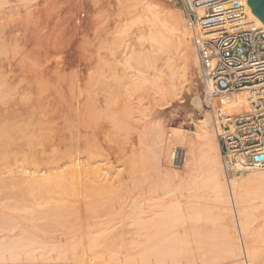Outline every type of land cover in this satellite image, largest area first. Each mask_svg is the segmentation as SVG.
<instances>
[{
	"label": "bare ground",
	"instance_id": "6f19581e",
	"mask_svg": "<svg viewBox=\"0 0 264 264\" xmlns=\"http://www.w3.org/2000/svg\"><path fill=\"white\" fill-rule=\"evenodd\" d=\"M21 1H23L25 5L27 3L29 6H39V0ZM80 1L92 3V5H96V3H99L100 5V3L104 2H114L113 5H117L114 9L118 8V13L115 16L116 25L114 28H112V26V30H107V28L105 29L102 27L103 23L100 26L99 21H102L103 19L98 21L97 18H95L96 15L94 14L96 13L93 12L94 9L87 11L86 19L77 20L75 17L74 7L71 8L66 13V22H64L65 24L62 28L61 37L59 36L60 39L58 38V41L52 42L50 40V43H48L47 46L45 45L46 48H44L45 46H41L43 47V49H41L42 51H38L40 49L37 47L41 44H37L36 46L35 43V46L38 48L36 52L38 51L39 53L37 52V54L34 52V54L36 53L37 55H31L35 56L34 59L37 60L33 63V65H31L30 62L28 63L30 65L27 64V66H25L24 72L26 74L25 76L22 75V80L17 79L19 76L18 71L23 69L24 66L22 65L24 64L21 65V63H23L19 61L22 60L19 59L21 57L18 58L16 56L17 53H20L17 52L19 50L14 49L15 52H17L15 54L12 49L16 46L14 37L17 36V34L13 32L11 22H9L10 26H8V23L4 21L6 20L5 16H7L8 11L12 10L15 6L12 7L8 5V7L4 9L9 10L5 12L3 7H1V5L4 6L3 2L0 1V8L4 11L0 10V190L2 189L4 191H8V193L3 192L4 195H6L5 202L8 201V198L13 201L12 203H4L5 205L0 204V219L7 214L8 216L11 215L12 218H9L18 221V224L23 227L24 225L21 224L24 221L23 217L26 212L24 209L35 204L36 202L33 203L35 196L41 194L36 193L37 195H33V193L40 189L45 194V190L49 189V191L47 190L49 193L51 190L55 191V194L53 193L54 196L56 195V192L59 194L58 196L60 197H58V200L57 197L55 198L57 202L59 201V198L64 201V204H59L60 211L58 214L55 213L54 215H51L54 224L50 223L52 222L51 220H46L47 216L44 219L49 222L48 224L43 222L38 225H34L35 222H32V224L27 225L28 223H26L24 226V228H26H23V230L26 231L20 232L21 235L20 233L17 234L20 236L19 238L23 236V239H32L36 236L39 237V240L40 237L45 239L48 235L50 236L51 230L56 232L57 230L55 231L53 229L60 225L61 227L58 231L59 234L55 233L54 235L53 232L54 237L58 235L55 239H68L70 236H76L79 237V239L82 238L88 240H143L162 239L167 237L169 239L180 234H178L175 230L177 226H180L179 224H182L184 227V224L186 225L189 222V225L191 221L193 224H198L201 220L208 221L213 214V212L210 213V210L215 207L211 205L213 207L206 210L203 208L204 205L202 203H206L211 200L212 203H215L217 208L214 209L215 211L217 210V219L223 223V228H220L222 233L219 234L217 232L219 235H217V233H215V235L218 236H216L217 238H220L221 251H223L225 257L220 259H218L219 257H216L217 259L215 258L213 261H210V259V262L208 263L243 264L245 259L246 264H264V239L255 240L256 242L255 244L253 243L254 245L247 243L248 238L245 239L248 230L246 225L248 222H246V220L250 221L251 216L248 214L252 215V212L247 213L249 208H264V171L254 170L250 171L249 174L240 176L239 178L231 177L230 180L225 179L226 182L223 181V172L219 162V146L217 145L216 134L211 128L213 125L212 116L203 107L201 99L198 98L199 96H195L194 103H192L194 104V107H192L193 110L203 112V116L195 121H191L190 119V125L193 126L192 130H185L184 128H181V124V127L175 126L176 124L162 125V109L165 106L170 104L172 105L176 96L184 94L186 89L193 86V84L191 85L193 81L192 77L195 75L194 73L196 68V72H198L199 69L196 51L193 48L194 46H192L193 44L191 45L190 43V39L192 37V27H190L191 24L189 20L183 16L184 12L182 10L181 1L157 0L162 1L167 6H164L166 8L162 6L164 9L161 8L162 10H160V12L152 11L154 9H152L150 5H142V0ZM155 1L153 4L158 6V2ZM90 7L96 8V6ZM248 8V12L253 21L258 26L264 27V25L251 13L249 6ZM124 10L127 11L124 12ZM114 11L112 12L114 13ZM126 12L129 16L126 15ZM123 13L126 15L124 16L125 18H122ZM100 17L103 18L104 15L103 17ZM100 17H98V19ZM112 24L114 25V23ZM128 27L133 28L131 31L132 35H135H133L134 38H132V35L128 33L130 31V28L128 29ZM35 34L39 35L38 32H35ZM22 37L24 38V36H19V38L23 39ZM135 37L136 41H133L132 39H135ZM55 39L57 40V38ZM17 40L18 38L16 41ZM28 40L30 39H27V41ZM5 42L9 43V45ZM4 43L10 47L5 46ZM3 45L4 47H7V49H4ZM178 51L182 53L181 61L184 63L182 68H180V65L175 62L177 61V59H175V55ZM27 52L28 50L26 51V54H28ZM40 53L41 55L39 57ZM31 70L34 71L35 75ZM24 72L21 70L19 74ZM29 72H32L34 77L29 75V78ZM187 94L185 95V98ZM187 97L189 98V102L187 101V103L192 102L191 98L189 96ZM179 103L177 102V105ZM209 105V108L211 109L212 103ZM214 105H218L226 114L231 115L245 113L250 110L249 97L247 93L221 97L215 101ZM167 129L170 134L169 132H166ZM149 140H151L150 145L148 144ZM169 150L170 153L167 155ZM174 151L177 152V162L175 159L172 161L171 158ZM170 161L173 164L174 161L177 164L180 163L182 165L181 167L184 166V172L188 174L185 176L182 184L177 186L176 189L179 197H185L186 200L179 199L178 201V197L177 199L175 198L177 196L175 193L176 190L173 188L175 190V194H172L174 196L176 195L174 198L177 202L174 204V198L173 203L169 202L172 194L170 195L171 197L169 196L170 200L166 196L170 194L169 192L171 190L169 186L171 184L168 186V181L165 183L166 179L165 181L162 179V181L160 177L154 178L155 175L153 177L150 176L153 178V182L154 179L156 180L158 178L161 182H163L162 184L165 189L163 188L164 190L161 194L159 190L161 189L160 191H162V187L159 184L158 186H160V189L158 188V193H160V196L162 195V197L165 196L168 199L166 200L170 203L169 206H164V198H161V201L158 199L160 201H157L158 203L153 200L155 199L153 197H155L154 195L157 193H155V191L157 190L149 184L151 182V178H147V171L160 170L163 171V173L172 172L173 168L169 166L170 164L172 165ZM177 172H175V174H177ZM163 173L160 174L167 178V175ZM170 176L173 175L171 174ZM180 176H182L181 173ZM144 180L150 181L148 185L149 187L151 185V188L148 189L150 190L153 188L150 192L153 191L154 195L152 194L153 192L150 193L148 191L146 187L148 185L143 183L145 182ZM155 183L153 184L154 186ZM144 185H146V191L153 195L152 200L160 206H155L154 208L153 206L156 203L153 202L152 203L154 205L149 203V206L153 205V208H151V206L150 208H146L144 206L142 195L137 193V190L141 191L139 189L141 186L144 187ZM41 188H45V190H42ZM168 188L170 191L166 190ZM34 189H36L35 192H33ZM30 190H32L31 192L34 196L33 199L29 197ZM165 190L169 192L166 193ZM141 192L144 194L143 190ZM164 192L169 194L165 195ZM48 195L49 194H47V196ZM148 195L149 194L146 195L147 199L151 196L149 195L148 197ZM48 197L51 198V196ZM2 198L3 201L4 197ZM157 198L158 196H156L155 200H157ZM147 199L144 198L146 202ZM46 200L49 199L46 198ZM162 201L164 202L163 205L160 204ZM40 202L41 201L38 203ZM168 202H166V204H168ZM51 204L53 205L54 203ZM206 204H208V202ZM206 204L205 206H207ZM39 205L41 206V204ZM11 206H15L16 209L20 208V210L22 208L24 211L23 216L21 217L16 213H14V215L10 213L9 215V212L7 211L9 207L12 208ZM48 208L50 207H47L46 209L48 210ZM53 208L56 209V207ZM57 210L58 209H56V211ZM29 214L28 216H30ZM51 216H48V218ZM213 216L215 215L213 214ZM233 217L237 220L238 224H236L238 225V231H236L235 228L231 229L232 227L230 228V226H228L231 222L233 224ZM5 218L7 217H4V219ZM27 221L29 222V220ZM194 221H198V223H194ZM3 222H5V220ZM217 222L218 221L216 220V223ZM192 223L190 226L193 227L194 225ZM221 223H219V227H221ZM8 224L9 223L4 225L2 223V229L5 228L6 230L8 228ZM18 224L16 226H18ZM9 226H11V224ZM49 226L54 228L50 229ZM13 230L14 229H12V231ZM47 231L50 232V234H47ZM194 231H196V228ZM198 231H200V229ZM5 232L7 233L8 231ZM184 233L187 237L188 234L186 235V230ZM193 234H195L193 236L197 237L195 232H193ZM53 235L51 234V236ZM220 235L222 236V239ZM185 236H181L183 237V239L181 238L182 241L185 240ZM5 237L9 238L8 233L5 234L4 238ZM198 237L200 236L198 235ZM201 238L202 237H200V239ZM51 239H53V237ZM109 241L110 240H108V242ZM152 241L154 242V240H151V243H153ZM189 241L187 239L186 242L188 243ZM197 241L199 242L198 238ZM15 242L17 243L18 241ZM32 242H30V244ZM75 242L71 244L75 245ZM186 242L184 245H186ZM214 242L217 243V241ZM12 243V249L10 248V250L7 248L9 247L8 245L5 249H3L2 255L5 251H7L6 253L11 251L14 256L18 249L20 253L23 252L20 251L22 249L18 247V244H13L16 245L15 248H17L15 251ZM48 243L50 244V242ZM192 243H195L197 246V242L192 241ZM30 244L29 247H27L28 250L25 252L26 255L28 251L34 252L38 249L36 246V249L33 250L30 248ZM34 244L35 243H33V245ZM94 244H92V246H95ZM176 244L177 246L179 245L178 243ZM212 244H209V246ZM25 245L27 244L25 243ZM36 245H38L37 242ZM45 245L42 246V248L44 247L43 250L46 248ZM89 245L91 244L89 243ZM129 245L131 247V244ZM50 246L51 245H49V247ZM53 246L55 247V245ZM33 247H35V245ZM49 247H47L44 251L45 253L42 252L43 255H45L46 252L49 254L51 252L54 253L57 249L59 251L61 250L60 248H57L54 249V252L53 250H50L51 252H49ZM52 247H50V249ZM111 247H113V245ZM166 247L169 246L167 245ZM166 247H164V249ZM171 247H173V244L172 246L170 245V248ZM213 247H216V251L218 250L217 247L220 248L218 244ZM29 248L32 250H29ZM117 248H113L115 252ZM181 248L186 249V246H182ZM40 249L38 254H41ZM81 249H83V247ZM208 249L209 248H207V250ZM107 250H111V248L109 249L108 247ZM167 250H169V248ZM167 250H165V252H167ZM187 250L191 251L190 247L189 249L187 248ZM59 251L58 253L65 252L63 249L60 252ZM72 251H74V247ZM96 251H94L95 254L92 253L95 256L98 254V252L96 254ZM11 252H9V256L11 255ZM32 252H30V254ZM107 252L109 253V251ZM117 252L119 254V251ZM186 252L183 251V253ZM75 253L77 252L75 251ZM127 253L128 251L126 254ZM219 253L217 254L215 252L214 254L210 251V254H208L219 256ZM38 254L36 256L40 257V254ZM152 254L154 253L152 252ZM28 255L27 257L30 259L31 263L37 258L33 257V254H31V259ZM49 255L43 256L41 260H45V257L49 260ZM53 255H56V253ZM59 255L60 254H58V260L54 263L50 262V264L135 263V261H129L124 257L120 259L114 258V260L109 258L110 261L109 259L103 261L102 258V262H100L101 260L98 262L88 260L87 262L86 256V260H78V258L75 259L77 256H74V253L73 256L70 254L72 256L71 258L70 255L69 258H67V256H64L63 258L62 255L61 260L64 261L60 262ZM177 255L179 256L181 254ZM98 256L99 255L96 257ZM109 256L112 258L111 255ZM125 256L127 257V255ZM56 257L53 258L55 259ZM73 257L75 258L73 259ZM20 258L21 256L18 259L21 260L22 258ZM241 258L242 260H240ZM14 259L15 258H13V260ZM29 259L26 261H29ZM153 259H155L153 260L154 262H151L152 260L145 261L144 263H142V261L139 262L142 264H160L156 261V258ZM2 260L4 259L2 258ZM238 260L241 262L237 263L239 262ZM8 261L6 259V262ZM176 261L177 264L179 261ZM38 262L32 264H42V262ZM193 262L194 261H191L189 263L188 261L187 263L191 264ZM22 264H24V262H22ZM45 264H48V262ZM169 264H171L170 261Z\"/></svg>",
	"mask_w": 264,
	"mask_h": 264
},
{
	"label": "rangeland",
	"instance_id": "374dc122",
	"mask_svg": "<svg viewBox=\"0 0 264 264\" xmlns=\"http://www.w3.org/2000/svg\"><path fill=\"white\" fill-rule=\"evenodd\" d=\"M1 2H3V5L4 6H2L1 5V7H3V9L5 8H7L8 7V5H10V6H15V7H13L12 8V10H9V9H7V10H5L4 9V11L6 12V11H8V13H7V16H5L6 17V20H4V21H6L7 23H8V26H10L9 24V22H11V25H12V28H13V32L15 33V34H17V36H15L14 37V39H15V45L16 46H14L12 49L14 50H19V51H17V52H20V53H17V52H15V50H14V52H15V54L17 53V57L19 58V57H21V58H19V59H22V60H19L20 62H23V63H21V65L22 64H24V65H22V66H24L23 67V69H21L22 70V72H24V68H25V66H27V64L28 63H30L31 62V65H33V63L37 60H35L34 58H35V56H33V55H37L39 52L38 51H42L41 49H43V47L46 45L47 46V44L48 43H50V40L52 41V42H54V41H58L59 39H60V35H61V32H62V28L64 27V22H66V19H65V16H66V13L71 9V8H73L74 7V9H75V17L77 18V20L79 19H86L87 18V11H89V10H93V12L94 13H96V14H94V15H96V16H98V17H100V16H102L103 17V15H104V17L103 18H99L98 19V17H96L95 16V18H97V20L99 21V20H102V21H99L100 22V26L102 25V23H103V25H102V27L103 28H107V30H110L111 29V27L112 28H114V26L116 25V15H117V13H118V8L117 9H114L115 7H117V5L115 6V4L113 5V3L114 2H104V3H100V5H99V3H96V5L95 4H93L92 5V3H87V2H83V1H80V0H39V6H33V5H31V6H29V5H27V3H26V5H25V3L23 2V1H21V0H18V2H17V0H6V2H5V0L3 1V0H0ZM8 1V2H7ZM139 1H141V0H139ZM155 1V0H154ZM153 0H142L141 1V3H142V5H150L151 6V8L152 9H154V10H152V11H156V12H160V10H162L161 8H163L164 6H166L162 1H157L158 2V6H156L155 4H153V2H154ZM155 1V2H156ZM181 1V0H180ZM12 2V3H11ZM162 2V3H161ZM10 3V4H9ZM153 5H152V4ZM15 4V5H14ZM106 4V5H105ZM112 4V5H111ZM164 4V5H163ZM128 5V4H127ZM90 6H96V8L95 7H93V8H91ZM101 6H103V7H101ZM163 6V7H162ZM100 7V8H99ZM106 7H108V8H106ZM167 7V6H166ZM166 7H164V8H166ZM163 8V9H164ZM2 8H0V10H1ZM96 9V10H95ZM115 11H114V10ZM182 10H183V12H184V14H183V16L188 20V18H187V14H186V11H185V9H184V7H183V5H182ZM1 11H3V10H1ZM3 11V12H4ZM110 11V12H109ZM112 11H114V13L112 12ZM125 11H127V10H124V12ZM99 12V13H98ZM104 13V14H103ZM107 13H108V15H107ZM112 13V14H111ZM110 15V16H109ZM123 16H122V18L124 17V16H129V14L126 12V15H125V13H123L122 14ZM106 16H107V18H106ZM109 18H111V19H109ZM113 18V19H112ZM125 18V17H124ZM127 18V17H126ZM111 20V21H110ZM115 20V21H114ZM114 21V22H113ZM5 22V23H6ZM111 22V23H110ZM105 23V24H104ZM109 23V24H108ZM112 23H114V25L112 24ZM107 24V25H106ZM109 25V26H108ZM106 26H108V27H106ZM190 27H191V25H190ZM16 28V29H15ZM130 27H128V29H129ZM17 30V31H16ZM112 30V29H111ZM131 30H133V28H130V31L128 32L129 34H131L132 35V31ZM35 32L37 33H39V35L38 34H35ZM131 32V33H130ZM32 33H33V35L34 36H37V37H34L33 35H32ZM44 34V37H46V38H48L49 36V38L48 39H46V38H44L43 37V34ZM134 33V32H133ZM19 34V35H18ZM27 36H25V35ZM28 34H30L31 35V37H30V35H28ZM41 34V35H40ZM24 36V40L23 39H21V38H19V36ZM49 35V36H48ZM134 35V34H133ZM133 35L131 36L132 38H134L133 37ZM13 36H14V34H13ZM29 36V37H28ZM34 37V39H33V37ZM60 36V37H59ZM135 36V35H134ZM26 37V38H25ZM40 37V38H39ZM42 37V38H41ZM18 38V40L16 41V39ZM55 38H57V40L55 39ZM59 38V39H58ZM27 39H30V40H28V41H30V42H28L27 41ZM42 39H44V40H42ZM46 39V40H45ZM38 40V41H37ZM133 41H136V37H135V39H132ZM191 40V39H190ZM20 42V44H19V42ZM34 41V42H33ZM41 41H43V42H41ZM47 43H46V42ZM18 42V43H17ZM23 42H24V44H23ZM27 42V43H26ZM33 42V43H32ZM39 42H41V43H39ZM6 43V42H5ZM4 43V45L5 46H7V45H9V43H6L5 44ZM22 43V44H21ZM35 43H36V46H37V44L38 45H40V46H37L40 50H38L37 52H36V50L38 49L36 46H35ZM137 43V42H136ZM191 45H192V40H191ZM26 44V45H25ZM34 44V45H33ZM44 44V45H43ZM4 45H3V48L4 49H7V47H10V46H7V47H4ZM12 45V44H11ZM19 45V46H18ZM25 46H26V48H25ZM35 46V47H34ZM41 46H43V47H41ZM46 46L44 47V48H46ZM193 46V45H192ZM20 47V48H19ZM23 48V50H22V48ZM25 48V49H24ZM194 48V47H193ZM28 50V54H26V51ZM34 50V51H33ZM24 53H23V52ZM34 52H36L35 54H34ZM22 53V54H21ZM177 54L175 55L176 57H178V58H176L175 57V59H177V61H175L176 62V64H179L180 65V68H182L183 66H184V63L181 61L182 59V57H181V55H182V53H180L179 51L178 52H176ZM26 54V55H25ZM30 54V55H29ZM31 54H33V55H31ZM40 55H41V53L39 54V57H40ZM26 56V57H25ZM29 58H28V57ZM42 57V56H41ZM180 57V58H179ZM26 58V59H25ZM30 60V61H29ZM32 60V61H31ZM39 60H43V59H39ZM26 61V62H25ZM26 63V64H25ZM28 65H30V64H28ZM178 66V65H177ZM19 70V69H18ZM21 70H19L18 71V79L17 80H22L23 79V76H25V72L24 73H20L19 74V72H21ZM30 71V70H29ZM32 71V70H31ZM196 71H197V68H196ZM195 71V75H194V77H192L193 79V81H192V83H191V85L193 84V86H190V88L189 89H186L187 90V92H188V94H187V92H186V90H185V92H184V94H182V95H178V96H176L175 97V101L172 103V105L170 104V105H168V106H165L163 109H162V125L164 124V125H175V126H177V127H181V125H182V127L181 128H184L185 130H192L193 129V126H191L190 125V122L191 121H195V120H197L198 118H200V117H202L203 116V112H199V111H197V110H193V105L194 104H192V103H194V99H195V96H199L198 98L199 99H201V102L203 103V107L205 108V110H207L210 114H211V112H210V109H209V102L205 99V91H204V86H203V83H202V81H201V78H200V73H199V69H198V72H196ZM33 73H34V71H32ZM32 72L30 73V74H28V77L30 78V76L29 75H32L33 76V74H32ZM21 75V76H20ZM23 75V76H22ZM34 75H35V73H34ZM20 77V78H19ZM34 77V76H33ZM33 77H31V78H33ZM22 78V79H21ZM195 78H196V80H195ZM197 86H195V85ZM193 87V88H192ZM196 87V88H195ZM195 88V89H194ZM190 91V92H189ZM187 94V96H189L190 98H191V101L192 102H190V103H187V101L189 102V98L186 96V98H187V100H186V98H185V95ZM196 94V95H195ZM198 94V95H197ZM193 95H194V97H193ZM180 96V97H179ZM183 96V97H182ZM180 99H179V98ZM177 98V99H176ZM178 99H179V101H178ZM184 99H185V101H184ZM181 101V102H180ZM183 101H184V103H183ZM177 102L179 103L178 105H177ZM182 103V104H181ZM184 104V105H183ZM188 105V106H187ZM170 106V107H169ZM173 106V107H172ZM193 106V107H192ZM182 107V108H181ZM188 108V109H187ZM188 110V111H187ZM186 112V113H185ZM212 116V115H211ZM188 117V118H187ZM190 119H191V121H190ZM181 124V125H180ZM213 124V123H212ZM179 125V126H178ZM211 128H212V130H213V132L215 133V130H214V127H213V125L211 126ZM168 130V129H167ZM166 130V132H169V130L167 131ZM169 134H170V132H169ZM216 134V133H215ZM151 140H149L148 141V144L150 145L151 143ZM217 145H218V143H217ZM177 146V145H176ZM172 149V148H171ZM169 153H170V150L167 152V155H169ZM176 160V162H177V158L175 159ZM173 161V160H172ZM219 162H220V166H221V160H220V156H219ZM170 163H172L171 161H170ZM170 167H172L173 169V171L172 172H165V173H163V171H156V170H148L147 172H148V174H149V176H148V174H147V178L148 177H153L154 175V178H156V177H160L161 178V180L162 179H164V181H165V179H166V181H165V183L168 181V183H167V185L169 186V184H171L169 187H170V190H169V188L168 189H166V190H169V191H166L165 190V192L167 193V192H169L168 194H166L165 192H164V194L165 195H168V196H166L169 200H170V198H169V196L173 193V194H175L176 193V197L172 194L170 197H171V200L169 201V202H171V203H173V198L175 197L176 199H177V197H178V201H179V199L180 200H186V198L184 197H179V195L177 194L178 192H177V186H179L180 184H182V182H183V180H184V178H185V176H187L188 174H186L185 172H184V166L183 167H181L182 165L180 164V163H175V161H174V164L172 163V165L170 164L169 165ZM156 167H157V165H156ZM155 167V168H156ZM157 169V168H156ZM176 169V170H175ZM221 169H222V167H221ZM175 170V171H174ZM181 170H182V172H181ZM178 171V172H177ZM180 171V172H179ZM155 172H156V174H157V176H156V174H155ZM175 172H177V174H175ZM222 172H223V170H222ZM160 173H163V174H165V175H167V178H165V176H163L162 174H160ZM173 175V176H170L171 174ZM180 173H181V175L182 176H180ZM250 172H247V173H243V174H241V175H234V176H232V177H234V178H239L240 176H242V175H246V174H249ZM145 174V173H144ZM153 174V175H152ZM159 174H160V176H159ZM169 174V175H168ZM186 174V175H185ZM179 175V176H178ZM184 175V176H183ZM162 176V177H161ZM169 176V177H168ZM223 181L224 182H226L225 181V177H224V173H223ZM150 177V178H151ZM172 177H174V178H172ZM175 177H176V179H175ZM178 177H179V179H178ZM150 178H149V180H150ZM222 178V177H221ZM174 179V180H173ZM149 180H144L145 182H143V183H145L146 185H148V183L149 184H151L153 187H155V189L157 190V191H155V193H156V195H154V192L153 191H151V192H153L152 194L155 196V197H153V195L152 194H150L151 192H150V190H152V189H148V188H151V185H150V187H149V185L148 186H146V185H144V187L143 186H141V188L139 189V190H143L144 191V194H142V192L141 191H138L137 190V193L139 194L140 193V195H142V197H143V204H144V206L146 207V208H150V206H151V208H155V206H160L159 204L157 205V201H161L162 199L161 198H164L163 199V201L165 202V205L164 206H169V202L167 201L168 199L165 197V196H163L162 197V195L160 196V193H158V190L160 189L159 187L160 186H158L159 184L161 185V187H162V191H160L159 190V192H161V194L163 193V190L165 189L164 187H163V182H161V180L158 178V179H154V182H153V178H151V180L149 181ZM177 180V181H176ZM155 181H156V183H155ZM163 181V180H162ZM174 181V182H173ZM160 182V183H159ZM173 182V183H172ZM179 183V184H177V183ZM155 183V186L153 185ZM164 183V184H165ZM156 184H157V188H156ZM172 185H173V187H172ZM147 187V189H148V191L150 192V193H148L146 190V187ZM166 186V185H165ZM174 186H176V187H174ZM143 188V189H142ZM159 188V189H158ZM164 188V189H163ZM176 190H174V189ZM42 190H45V188H41ZM35 190L36 189H34V191L33 192H35ZM47 190L49 191V189H46L45 190V194H46V196H45V194L43 193V191H41L40 189H38L35 193H33V195L35 194V195H37V194H39V193H41L40 195H37V196H35V198H34V196L32 195V190H30V198L31 199H33L34 198V202L33 203H35V204H33L32 206H33V209H32V206H30L29 208H26V209H24V211L26 210V212H25V214L23 213L24 211H23V209L21 208V210H20V208H17V209H19V210H17L16 209V207L14 206H11L12 208H8V211L7 212H9V215H10V213L11 214H13L14 215V213H16L17 215L19 214V216H23V214H24V221L22 222V224L21 225H26V223H28L27 225H30V224H32V222L34 223L35 222V224L34 225H38V224H40V223H43V222H46L47 224L49 223V222H47L48 220L50 221H52L53 222V220H52V214L54 215L55 213H57L58 214V212L60 211L59 210V208H60V205L59 204H64V201H62V200H60V198H59V201L57 202V200H58V197H60V196H58L59 194L56 192V195L54 196V194H55V191H53V190H51L50 191V193L53 195H51L49 192H47ZM2 191V192H1ZM40 191V192H39ZM174 191H175V193H174ZM8 193V191L7 190H0V204H2V205H5L6 203H12L13 201L12 200H10L9 198L7 199L8 201L7 202H5V200H6V195H4V193ZM37 193V194H36ZM54 193V194H53ZM146 193V194H145ZM44 194V195H43ZM47 194H49L48 196H51V198L50 197H48L47 196ZM137 194V195H138ZM147 194H149V195H151L150 197H149V195H148V197H149V199H147ZM158 194V195H157ZM41 198H40V197ZM156 196H158V198H157V200H155L156 199ZM2 197H4V200L2 201ZM37 197V198H36ZM38 197H39V200H38V202L39 201H41L40 203H38L37 202V199H38ZM45 197V198H44ZM57 197V200L55 199ZM152 197L153 198H155V199H153L154 201H156V202H154L153 200H152ZM46 198H48L49 200H46ZM54 198V199H53ZM144 198H146L147 199V202H146V200H144ZM174 198V199H175ZM159 199V200H158ZM167 199V200H166ZM174 200V204H175V202H177V200ZM42 200H44V201H42ZM54 200H55V202H54ZM148 200H150V201H148ZM166 200V201H165ZM47 201V202H46ZM52 201V202H51ZM159 201V202H160ZM162 201V203H160L161 205H163L164 204V202ZM42 202H43V204H42ZM46 202V203H45ZM156 203L155 205L153 204V203ZM166 202H168V204H166ZM208 202V204H206ZM206 203H202L204 206H203V208H205L206 210L209 208H212L213 206L215 207V208H213L212 210H210V213H212L213 212V214L215 215V216H213V214H212V216H211V218L208 220V221H206V220H201V221H199L200 223H198V221H194V223H198V224H193L192 223V221L190 222V224L192 223L194 226L192 227V226H190V224L188 225V223L185 225L184 224V227H183V225L182 224H179L180 226H177V228H175V230L178 232V234L180 235H178L179 236V238H178V236H175V237H173V238H169L168 239V237L167 238H162V239H93V240H88V239H79V237H74V236H70V238L68 237V239L67 238H56L55 239V237L56 236H58V235H56L55 237H54V235H55V233L56 234H59V228L61 227L60 225H58V227H57V225H56V227L57 228H54L55 227V225H54V227H50V229H53V230H57L56 232H54V231H52L51 230V234L53 235V232H54V235L53 236H51V234H50V232H45V233H47V234H50V236L48 235V237H45V239L44 238H41L40 237V240H39V237H36V236H34L32 239L30 238V239H23L22 237L21 238H19L20 236H18L17 234L18 233H20V232H22V231H26V230H23V228H24V226L23 227H21L20 226V224H18V221H15V220H13V219H10L9 217H11L12 218V216L10 215V216H8V214L6 215V216H4V217H7V218H5L4 219V217H2L0 220V224H1V226H0V251H1V253H0V264H8L9 263V261H10V263L9 264H20V261L21 260H23V261H21V264H22V262H24V264H32V263H37L38 261V263H41L42 262V264H45L46 262H48V264H50V262H55V261H57L58 260V254H60L59 255V261L61 262H63L64 260H61V256L63 255V258H64V256H67V258H69V255L70 254H72V256H73V253L75 254L74 256H77L76 258L75 257H73V259L75 258V259H77L78 258V260H80V259H82V260H86V257H87V262H88V260H92L93 262L94 261H96V262H98V261H100V262H102V258H103V261H105V260H108L109 258L110 259H113L114 260V258L115 259H120V258H125V259H127V260H129V261H135V263H133V264H142V263H144L145 261H151V262H154L153 260H155V259H153V258H156V261H158L160 264H169V261H170V263L171 264H176V260H178L179 262L177 263V264H189L191 261H194L193 263H191V264H210V263H208V262H210V261H213V260H215V258L217 257H219L218 259H220V258H224L225 257V254L223 253V251H221V244H220V238H217L218 236L217 235H219L220 233H222L221 231V229L220 228H223V226H222V224L223 223H221L222 221H219V219H217V210L215 211L214 209H217L216 208V205H215V203H212L211 202V200H209V201H207ZM5 203V204H4ZM51 203H54L53 205H56V206H53ZM145 203H146V205H145ZM149 203H151V204H153V205H150L149 206ZM39 204H41V206L39 205ZM46 204H48V205H46ZM50 204V205H49ZM147 204H148V206H147ZM201 204V205H202ZM205 204L207 205V206H205ZM210 204V205H209ZM44 205V206H43ZM173 205V204H172ZM211 205H213V206H211ZM50 207V208H48V210L46 209L47 207ZM52 206V207H51ZM153 206V207H152ZM208 206H211V207H208ZM45 207V208H44ZM53 207H56V209H58L57 211H56V209H54ZM207 207V208H206ZM14 208H15V210H14ZM42 208H44V209H42ZM256 209H254V207H251V208H249V210H248V212L247 213H251L252 212V215L251 214H248L249 216H251V220L250 221H247L246 220V222H248V223H246V225H247V236L245 237V239H247L246 241H247V243H249L250 245L252 244V245H254L255 244V240H257V239H264V208H262V207H259V208H257V207H255ZM42 209V210H41ZM50 209H52V210H50ZM254 209V210H253ZM28 210H29V212H28ZM35 210V211H34ZM44 210V211H43ZM47 210V211H46ZM253 210V211H252ZM19 211V212H18ZM41 211V212H40ZM250 211V212H249ZM28 212V213H27ZM40 212V213H39ZM52 212V213H51ZM208 212V211H207ZM29 213H31V214H29ZM15 214V215H16ZM27 214V215H26ZM28 214L30 215V216H28ZM43 214V215H42ZM50 214V215H49ZM4 215V214H3ZM209 215H211V214H209ZM46 216H47V218H46ZM48 216H51V217H49L48 218ZM254 216V217H253ZM31 217V218H30ZM216 217V218H215ZM253 217V218H252ZM9 218V219H8ZM29 218V219H28ZM39 218V219H38ZM40 218H42V219H40ZM44 218H46V220L44 219ZM212 218H215V219H212ZM234 219H233V224H232V222L231 223H229L228 224V226H230V228L231 229H234L235 228V230L236 231H238V223H237V220L235 219V217H233ZM6 219H8V220H6ZM32 219V220H31ZM36 219H37V222H36ZM5 220V222H3ZM10 220V221H9ZM11 220H13V221H11ZM27 220H29V222L27 221ZM35 220V221H34ZM213 220V221H212ZM216 220L219 222V223H221V227H219L220 226V224L217 222L216 223ZM9 221V222H8ZM39 221V222H38ZM11 222V223H10ZM15 222H17V223H15ZM25 222V223H24ZM52 222H50L51 224H54V222L52 223ZM205 222V223H204ZM2 223L4 224V225H6L7 223H9L8 224V228L5 230V228H3L2 229ZM237 223V224H236ZM11 224V226H9ZM18 224V226H16ZM45 224V223H44ZM3 225V226H4ZM12 225H14V226H12ZM72 225V224H71ZM182 225V226H181ZM197 225V226H196ZM186 226H188V227H186ZM200 228H199V227ZM208 226V227H207ZM210 226H211V228H210ZM176 227V226H175ZM181 227H182V229H181ZM14 229L13 231H12V229ZM16 228V229H15ZM18 228V229H17ZM26 228V227H25ZM24 228V229H25ZM69 228H72V227H69ZM188 228V229H187ZM195 228H196V231H194L195 230ZM207 228V229H206ZM21 229V230H20ZM191 229V230H190ZM194 229V230H193ZM200 229V231H198ZM211 229V230H210ZM8 231L7 233H8V236H9V238H4V236H5V234H7L5 231ZM20 230V231H19ZM185 230H186V235L188 234H190L189 236L187 235V237L185 236ZM221 230V231H220ZM50 231V230H49ZM202 231V232H201ZM193 232H195L196 233V235H197V237L196 236H193V235H195V234H193ZM209 234H208V233ZM219 234H218V233ZM10 233V234H9ZM215 233H217V235H215ZM191 234H192V236H191ZM201 234V235H200ZM2 235H3V238H2ZM17 235V236H16ZM20 235H21V233H20ZM198 235L200 236V237H202L201 239H200V237H198ZM214 237H213V236ZM14 236V237H13ZM181 236H185L186 238H184L186 241H187V239H188V241H189V239H190V241L187 243L185 240H183L182 241V239H183V237H181ZM210 236H211V238H210ZM217 236V237H216ZM15 237H17V238H15ZM49 237H50V239H49ZM53 237V239H51ZM73 237H74V239H73ZM193 237H194V240H193ZM220 237H221V239H222V236L220 235ZM47 238V239H46ZM182 238V239H181ZM196 238V239H195ZM197 238H198V240H199V242L197 241ZM218 239V240H216V239ZM6 239H7V242H6ZM13 239V240H12ZM34 239V240H33ZM207 239H211V240H207ZM253 239V240H252ZM9 240H11V241H9ZM20 240V241H19ZM33 242H32V241ZM42 240V241H41ZM66 240V241H65ZM79 240H81V241H79ZM106 240H107V242H108V240H110L108 243L106 242ZM114 240H115V242H114ZM136 240V241H135ZM151 240H154V242L153 243H151ZM156 240V241H155ZM158 240V241H157ZM4 241V242H3ZM10 242V244H9V242ZM15 241H18L17 243L15 242ZM27 241V242H26ZM44 241V242H43ZM71 241V242H70ZM76 241V242H75ZM79 241V242H78ZM91 241H93V242H91ZM97 241V242H96ZM113 241V242H112ZM119 241H120V243H119ZM130 241V242H129ZM142 241H143V243H142ZM166 241V242H165ZM192 241L193 242H197V246H196V244L195 243H192ZM202 241V242H201ZM210 241V242H209ZM214 241H217V243L216 242H214ZM252 241H254V242H252ZM13 242V243H12ZM23 242H24V245H23ZM30 242H32L31 244H30ZM36 242L38 243V245H36ZM48 242H50V244L48 243ZM59 242V243H58ZM73 242H75V245H72L73 244ZM80 242H81V244H80ZM97 244H96V243ZM104 242V243H103ZM111 242V243H110ZM145 242V243H144ZM149 242V243H148ZM158 242V243H157ZM165 244H164V243ZM171 242H173V243H171ZM185 242H186V245H184L185 244ZM201 242V243H200ZM213 244H212V243ZM251 242V243H250ZM11 243H12V246L14 247V250L16 249L17 250V248H15L16 247V245H13V244H18V247H20V249H22V250H20L22 253H23V255H22V253H20L19 252V249L16 251L17 252V254H16V252H15V255L13 256L12 255V252L11 251H9V252H11V257L9 256V252L8 253H6L7 251H5V253L2 255V253H3V249H5V247H7L8 245H9V247H7V248H11ZM25 243L27 244V245H25ZM33 243H35L34 245H35V247H33L34 245H33ZM43 243H45V244H48V245H45V244H43ZM53 243V244H52ZM58 243V244H57ZM69 243H70V245H69ZM72 243V244H71ZM77 243V244H76ZM89 243L91 244V245H89ZM95 243V244H94ZM113 243V244H112ZM122 243V244H121ZM156 243H157V245H156ZM166 243H167V245L169 246V247H166L167 245H166ZM176 243H178L179 245L177 246V244ZM182 243H183V245H182ZM198 243H200V244H198ZM212 244L211 246H209V244ZM254 243V244H253ZM4 244V245H3ZM29 244H30V248H32L33 250L34 249H36V246H37V251L35 250L34 252H32V251H28L27 252V255L31 258L32 256H30L31 254H33V257H37L36 258V260L35 261H32V263L30 262V259L27 257V255L25 254V252L28 250V248L27 247H29ZM62 244V245H61ZM92 244H94L95 246H92ZM99 244V245H98ZM104 244H105V246H104ZM129 244H131V247L133 248L134 246H136V244H137V246L136 247H134L133 248V250H132V248L130 247V245ZM132 244H134V245H132ZM172 244H173V247H171L170 248V245L172 246ZM195 244V245H194ZM201 244H203V245H201ZM205 244V245H204ZM207 244V245H206ZM216 244V245H215ZM217 244H218V246H220V248L219 247H217L218 248V250L216 251L215 250V248L213 247V246H217ZM32 245V246H31ZM40 245V246H39ZM46 246V248H45V250L47 249V247H49V245H51L50 247H52L53 245H55V247L53 246L51 249H50V247H49V249H48V251L49 252H51L50 250H53V252H54V249H57V248H60L61 250L63 249L65 252L63 253V252H61V253H58V249L57 250H55V252L54 253H52V255H51V253H49L48 254V252H46V254H48L49 255V260L47 259V257H45L46 259V262H45V260L44 259H42L41 260V258H43V256H48V255H43V253H45L44 251L45 250H43L44 249V247L42 248V246ZM71 245H72V247H71ZM83 245V246H82ZM87 245V246H86ZM98 245V246H97ZM110 245V246H109ZM113 245V247H111ZM117 245H119V246H117ZM127 245V246H126ZM143 245H145V246H143ZM152 245V246H151ZM176 245V246H175ZM181 245V246H180ZM189 245V246H188ZM190 245H192V246H190ZM24 246V247H23ZM39 246V247H38ZM63 246V247H62ZM76 246V247H75ZM88 246H89V248H88ZM91 246V247H90ZM107 246V247H106ZM115 246V247H114ZM128 246H129V248H128ZM155 246V247H154ZM156 246H158V247H156ZM161 246V247H160ZM166 247L165 249H164V247ZM175 246V247H174ZM180 246V247H179ZM185 247L186 246V249L185 248H181V247ZM188 246V247H187ZM201 246V247H200ZM208 246V247H207ZM23 247V248H22ZM40 247H41V249H40ZM67 247V248H66ZM73 247H74V251H72L73 250ZM83 247V249H81ZM97 247V248H96ZM99 247V248H98ZM109 247V249L111 248V250H107V248ZM117 247H119V248H117ZM163 247V248H162ZM178 247V248H177ZM189 247H190V250L191 251H189V250H187V248L189 249ZM211 247H212V249H211ZM29 248V250H32V249H30ZM66 248V249H65ZM69 248V249H68ZM72 248V249H71ZM76 248V249H75ZM85 248V249H84ZM95 248H96V250H95ZM103 250H101V249ZM105 248V249H104ZM113 248H117L116 249V252H115V250L113 249ZM126 250H125V249ZM131 248V249H130ZM139 248V249H138ZM150 248V249H149ZM154 250H152V249ZM157 248H158V250H157ZM169 248V250H167ZM175 248V249H174ZM176 248H177V250H176ZM180 248V249H179ZM192 248V249H191ZM201 248V249H200ZM207 248H209L208 250H207ZM12 249V248H11ZM10 249V250H11ZM39 249L41 250L40 252H41V254H40V257H38V256H36L37 254H38V252H39ZM68 249V250H67ZM94 249V250H93ZM99 249V250H98ZM112 249H113V252H112ZM149 249V250H148ZM171 249H174V250H171ZM184 249V250H183ZM8 250V249H7ZM14 250H13V254H14ZM43 250V251H42ZM60 250V251H61ZM67 250V251H66ZM82 250V251H81ZM109 251V253L107 252V251ZM124 250V251H123ZM129 250H131V251H133V252H131V251H129ZM140 250H142V251H140ZM150 250H152V251H150ZM165 250H167V252H165ZM186 250H187V252H186ZM220 250V251H219ZM59 251V252H60ZM75 251L77 252V253H75ZM82 252V255H81V252ZM92 251V252H91ZM94 251H96V254H97V252H98V254L97 255H99L98 257H96L95 255H93V254H95V252ZM100 251H101V253H100ZM106 251V252H105ZM111 251V252H110ZM117 251H119V254H118V252ZM128 251V253L126 254V252ZM140 251V252H139ZM150 252V253H148V252ZM171 251V252H170ZM183 251H185L186 253H183ZM206 251H208V252H206ZM210 251H211V253H214L215 254V252L218 254L219 252V256H217V255H215L214 256V254H212V255H209L210 254ZM215 251V252H214ZM30 252H32L31 254H30ZM43 252V253H42ZM72 252V253H71ZM85 252V253H84ZM88 252H90L91 253V255H90V253H88ZM130 252V253H129ZM136 252V253H135ZM141 252H142V254H141ZM152 252L154 253V254H152ZM173 252V253H172ZM190 252V253H189ZM222 252V253H221ZM19 253V254H18ZM37 253V254H36ZM56 253V255H53V254H55ZM66 253V254H65ZM70 253V254H69ZM93 253V254H92ZM104 253V254H103ZM116 253V254H115ZM147 253V254H146ZM161 253H162V255H161ZM164 253H165V255H164ZM209 253V254H208ZM9 256V258H8V256ZM21 254V255H20ZM38 254V255H39ZM86 254V255H85ZM88 254V255H87ZM106 254V255H105ZM145 254V255H144ZM170 256H172V257H170ZM177 254H181V255H179V256H181V257H179ZM184 254H185V256H184ZM204 254V255H203ZM224 254V255H223ZM18 255H19V257L21 256V260H19L18 258ZM25 255H26V257H27V259H26V257H25ZM107 255H108V257H107ZM109 255H111L112 256V258L109 256ZM117 255V256H116ZM125 255H127V257L125 256ZM155 255H156V257H155ZM158 255V256H157ZM174 255H176V256H174ZM210 257H209V256ZM221 255H223V256H221ZM3 256H5V257H3ZM18 258H17V257ZM23 256V257H22ZM57 256V257H56ZM71 255H70V258L72 257ZM80 258H79V257ZM83 256V257H82ZM86 256V257H85ZM92 256V257H91ZM122 256V257H121ZM140 256V257H139ZM144 256H147V257H144ZM150 256H151V258H150ZM165 256V257H164ZM183 256V257H182ZM202 256H203V258H202ZM206 256H207V258H206ZM15 258L14 260H13V258ZM25 257V258H24ZM50 257H51V259H50ZM53 257H56L55 259L53 258ZM94 257V258H93ZM136 257V258H135ZM139 257V258H138ZM142 257V258H141ZM163 257H164V260H163ZM167 257H169V258H167ZM205 257V258H204ZM2 258L4 259V260H2ZM12 258V259H11ZM53 258V259H52ZM84 258V259H83ZM90 258V259H89ZM98 258V259H97ZM99 258H101V259H99ZM143 258H145V259H143ZM147 258V259H146ZM166 258H167V260H166ZM173 258H175V259H173ZM182 258V259H181ZM193 260H192V259ZM216 258V259H217ZM6 259H7V261L8 262H6ZM16 259H17V261H16ZM28 260L29 259V261H26V260ZM32 259V258H31ZM33 259H35V258H33ZM96 259V260H95ZM110 259H109V261H110ZM132 259V260H131ZM137 259H138V261H137ZM141 259H143V260H141ZM159 259V260H158ZM211 259V260H210ZM11 260H12V262H11ZM40 260H41V262H40ZM48 260V261H47ZM53 260V261H52ZM182 262H181V261ZM196 260V261H195ZM204 260V261H203ZM208 260V261H207ZM210 260V261H209ZM240 260H242V258L240 259ZM240 260H238L239 262H237V263H240L241 261ZM15 261V262H14ZM44 261V262H43ZM91 261V262H92ZM142 261V263H140V262ZM172 261H174V262H172ZM186 261V262H185ZM189 261V263H187ZM203 261V262H202ZM17 262V263H16ZM90 262V261H89ZM157 262V263H158ZM162 262H164V263H162ZM167 262V263H166ZM200 262V263H199ZM222 262V261H221ZM52 263V264H53ZM130 264H132L131 262H129ZM152 264H155V263H152ZM212 264V263H211ZM243 264H246V260L244 259V263Z\"/></svg>",
	"mask_w": 264,
	"mask_h": 264
},
{
	"label": "built area",
	"instance_id": "2783aa9c",
	"mask_svg": "<svg viewBox=\"0 0 264 264\" xmlns=\"http://www.w3.org/2000/svg\"><path fill=\"white\" fill-rule=\"evenodd\" d=\"M192 27L205 99L226 180L264 171V27L250 17L247 0H181ZM247 93L250 110L226 114L217 99ZM177 152L171 155L176 159Z\"/></svg>",
	"mask_w": 264,
	"mask_h": 264
},
{
	"label": "water",
	"instance_id": "95a60500",
	"mask_svg": "<svg viewBox=\"0 0 264 264\" xmlns=\"http://www.w3.org/2000/svg\"><path fill=\"white\" fill-rule=\"evenodd\" d=\"M251 13L264 25V0H247Z\"/></svg>",
	"mask_w": 264,
	"mask_h": 264
}]
</instances>
